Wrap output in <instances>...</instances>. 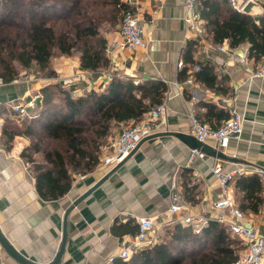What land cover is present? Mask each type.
<instances>
[{"label":"crops","instance_id":"obj_1","mask_svg":"<svg viewBox=\"0 0 264 264\" xmlns=\"http://www.w3.org/2000/svg\"><path fill=\"white\" fill-rule=\"evenodd\" d=\"M126 1L140 16L144 37L148 41L146 48L116 47L111 52L107 51L110 66L100 72L81 70L77 55H62L53 64L57 76L40 78L43 82L35 89L28 85L14 91L7 85L0 87V102L7 103L11 98L28 95H40V101L41 87L58 81L77 83L76 94L101 85L105 88L109 75L133 76L136 82L160 79L168 84L164 99L166 121L156 135L144 139L106 181L70 212L68 236L60 264H112L108 258L116 255L135 236L116 234L112 231L113 225L116 221L125 223L137 216L152 217L161 240L165 230L173 225L167 224L176 217L169 211L174 181L179 184L183 195L186 185H195L196 202L192 203L184 196L187 210L182 215L197 213L211 220L218 213L214 202L223 195L213 166L221 165L226 170L240 166L264 168V80L253 77L257 65L251 59L247 64L239 61V57L248 51V44L231 47L228 39L214 43L207 29L210 26L202 13L204 34L199 38L195 36L183 20L185 0ZM199 1L201 11L202 0ZM259 1L262 3V0ZM117 29L106 33L107 45L122 39ZM218 45H223L228 51L219 50ZM190 46L193 49L190 50ZM189 56L196 63L214 65L218 79H226L222 84L226 92H217L197 80L195 85H187V78L197 71L196 66L199 65L188 62L186 59ZM184 67L189 76L181 80L180 73ZM235 93L236 100L233 99ZM192 94L195 99H191ZM234 107L246 118L241 139L231 138L228 146L220 150L236 161L208 154L191 160L192 148L172 133L193 135L192 111L200 121L213 126L218 122V110L231 115ZM206 143L216 148L213 140ZM27 145L28 139L23 135L16 136V142L10 149L6 144H0V228L26 257L37 263H49L61 247L65 211L108 169L97 166L86 174L74 173L73 184L67 194L56 200H44L36 189L34 176L21 157ZM227 189L239 206L235 181ZM243 213L247 223L259 225L264 232V206L258 213ZM0 261L19 264L1 245Z\"/></svg>","mask_w":264,"mask_h":264},{"label":"trees","instance_id":"obj_2","mask_svg":"<svg viewBox=\"0 0 264 264\" xmlns=\"http://www.w3.org/2000/svg\"><path fill=\"white\" fill-rule=\"evenodd\" d=\"M130 7L126 0H0V59L10 55L9 59L25 68L35 63L47 77H53L57 71L51 60L58 50L60 55H77L81 70L105 71L110 59L104 33L117 29ZM201 13L214 43L228 39L231 47L248 44L249 59L257 66L261 63L264 14L254 17L243 13L226 0H202ZM12 29L16 30L15 37L11 36ZM186 60L198 63L191 56ZM198 64L201 68L193 73L195 80L217 92H226L222 85L226 79H218L214 65ZM16 76L18 71L5 61L0 67V79L10 83ZM188 76L187 68H182L180 79ZM77 87V83L61 81L44 85L39 90L41 100L36 112L24 119L26 127L9 128L4 124L1 128L0 139L9 149L17 135L31 138L21 157L33 165L36 189L44 200L67 194L73 173L95 170L100 163L101 146L109 141L113 130L121 123L136 124L164 101L169 89L164 80L136 82L133 76H112L105 88L101 85L82 94H76ZM218 111L214 128L222 124L220 120L230 117L229 112ZM38 154H42V161L36 159ZM235 186L239 208L246 213L260 212L264 206V183L259 175H239ZM194 188L195 185H186L184 191L192 203L196 202ZM112 231L136 235L138 223L134 218L125 223L116 221ZM243 247V241L216 219H211L200 233L177 222L165 230L158 242L142 247L129 259L117 256L112 264H232Z\"/></svg>","mask_w":264,"mask_h":264},{"label":"built area","instance_id":"obj_3","mask_svg":"<svg viewBox=\"0 0 264 264\" xmlns=\"http://www.w3.org/2000/svg\"><path fill=\"white\" fill-rule=\"evenodd\" d=\"M234 9L241 11L243 5L247 0H226ZM199 0H185V14L184 23L186 28L193 32L195 36L202 37L204 34V24L199 8ZM117 31L121 35V40L109 42L107 51L111 52L114 48H146L148 41L144 37V28L141 23L139 14L135 9L130 7L123 16ZM219 50L228 51L223 45L217 46ZM241 63L247 64L249 57L246 53L239 57ZM182 64V63H180ZM200 65L196 66L199 70ZM253 77L264 80V58L261 63L253 71ZM112 78L111 75L108 76ZM18 79L14 80L17 82ZM3 80L0 79V84ZM196 80L193 75L189 76L186 84L189 86L195 85ZM194 94L191 99H195ZM237 94L234 95L236 100ZM40 95H28L22 97L20 101H13L10 103V110L15 117H25L29 115V111L37 106ZM192 119V134L202 142L213 140L217 149H222L228 146L231 138L241 139V135L246 123L244 114L235 107L231 110L229 118L225 119L222 124L214 128L211 125L200 121L195 113H190ZM166 121V105L164 101L152 107L143 118L134 125H127L121 128L118 136L111 144L109 152L100 159L99 167L111 169L117 164L123 162L135 150H137L141 142L155 135L159 127ZM2 120L0 119V134H1ZM196 156L204 158L206 153L198 148L191 149V160ZM214 174L217 176L219 183L223 190V195L214 202V207L217 210L215 219L220 223L226 225L231 234L240 238L243 241L244 247L240 250L238 259L232 264H264V232L259 225L247 223L243 211L235 202V198L228 192V185L236 180L239 175L246 173H257L264 180V168H253L240 166L235 169L226 170L221 165L212 167ZM169 202V211L176 215L175 219L170 221L167 225L181 222L184 225L192 227L194 233H200L202 229L209 223L210 218L197 213H185L187 210V203L181 191L179 184L174 181L171 186ZM227 211L229 214L227 215ZM138 232L131 241H128L119 250L116 255L108 258V262H113L115 257L129 259L135 252L139 251L146 245H152L159 241L158 233L155 230L154 219L150 216H137ZM0 264H4L0 261Z\"/></svg>","mask_w":264,"mask_h":264},{"label":"water","instance_id":"obj_4","mask_svg":"<svg viewBox=\"0 0 264 264\" xmlns=\"http://www.w3.org/2000/svg\"><path fill=\"white\" fill-rule=\"evenodd\" d=\"M241 12L252 15L254 17H259L264 14V6L259 0H247L245 4L243 5ZM174 136L178 137L182 141H184L186 144H188L191 148H198L205 152L208 155H211L213 157H218L224 160H230V161H236L235 158L228 156L226 153H224L222 150L213 148L206 142L199 141L196 139L194 135L190 134H184L180 132L172 133ZM156 135V134H155ZM121 162L117 164L116 166L109 169L106 174L99 179L96 183H94L89 189H87L84 193H82L80 196H78L73 203L70 205V207L65 211L64 215V225H63V233H62V241H61V247L55 257L51 262L49 263H37L30 258L26 257L23 253H21L13 243H11L8 238L4 235L0 228V245L4 249V251L12 257L16 262L19 264H60L67 241L68 236V216L72 209L76 207L82 200H84L87 196H89L96 188H98L104 181H106L122 164Z\"/></svg>","mask_w":264,"mask_h":264},{"label":"rangeland","instance_id":"obj_5","mask_svg":"<svg viewBox=\"0 0 264 264\" xmlns=\"http://www.w3.org/2000/svg\"><path fill=\"white\" fill-rule=\"evenodd\" d=\"M263 1L264 0H262V2ZM15 31L16 30L12 29V31H11L12 35L11 36L15 37V34H16ZM104 34H106V32ZM8 57H10V55L5 56L4 60L0 59V67L3 66L5 61L9 62L10 65L13 66L18 71V76H16V78L14 79V80L18 79V81L14 82V80H13L10 83L3 82L2 84H0V87H5L7 85V87H9L10 90L14 91V89L20 90V88L23 89V86L28 85L30 88L33 87L32 89H35L36 87L39 86L40 83L43 82L40 78L47 77L45 71L40 70L39 67L35 63H33L31 67L25 68L20 64V62H18L16 60H11ZM60 57H62V55H60L58 50H55L54 56L52 57V60H51L52 68H53V64L57 63L56 59H59ZM36 83H37V85H35ZM21 98H13V99L11 98L7 103L2 102V104H0V119L2 120L1 128L3 127L4 124H7L9 128L14 127V128L24 129L26 127L27 123H25V120H24L26 116L18 118V117H15L11 113V117H9V119L7 118L8 117L7 115L10 114V107H9L10 103H12L13 101H15V102L20 101ZM32 109L35 110L36 108H32ZM35 112H36V110L34 112L31 111L30 114L33 115ZM124 126H127V125H123V126L119 125L118 127H116L113 130L112 136L109 138V141L101 146V158L109 152V150L111 148V144L115 140V137L118 136L121 128ZM26 138L28 139V144H29L31 142V138H28V137H26ZM17 139H19V137H17ZM15 142H16V137H15V140L13 142V146H14ZM0 144H5V140L0 139ZM35 157L38 161L43 160L42 154H38ZM23 160L25 161L27 167L30 169V171L32 173L33 165L30 162H27L25 159H23ZM32 175H33V173H32ZM73 175H74V173H73Z\"/></svg>","mask_w":264,"mask_h":264}]
</instances>
